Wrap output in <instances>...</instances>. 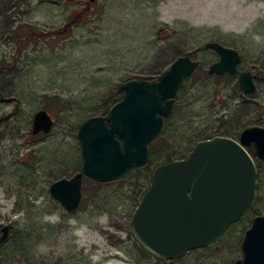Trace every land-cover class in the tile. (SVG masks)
<instances>
[{
    "label": "rangeland",
    "instance_id": "rangeland-1",
    "mask_svg": "<svg viewBox=\"0 0 264 264\" xmlns=\"http://www.w3.org/2000/svg\"><path fill=\"white\" fill-rule=\"evenodd\" d=\"M86 1L0 0V223L13 226L0 264H234L252 218L264 215V160L253 205L216 242L160 263L141 257L130 227L145 170L100 188L83 177L73 212L48 186L79 170L78 126L104 115L121 82L155 79L180 55L199 61L203 74L219 59L209 41L238 51L237 70L252 73L255 89L237 91L236 76L215 94L210 79L190 77L171 123L185 135L237 121L264 127V0ZM38 109L54 119L48 134H31Z\"/></svg>",
    "mask_w": 264,
    "mask_h": 264
},
{
    "label": "water",
    "instance_id": "water-1",
    "mask_svg": "<svg viewBox=\"0 0 264 264\" xmlns=\"http://www.w3.org/2000/svg\"><path fill=\"white\" fill-rule=\"evenodd\" d=\"M204 47L219 56L208 67L209 74L237 73V50L216 41L206 42ZM197 66V60L180 55L154 80L130 78L121 82L116 89L120 99L108 112L89 116L79 124L80 171L52 181L50 197L73 212L82 198L83 177L112 182L132 168L147 165L149 144L161 134L180 85ZM237 81L245 93L255 89L249 70L240 71ZM53 126L47 110L34 112L32 135L48 134ZM249 146L257 159H264V127H245L238 139L215 135L198 140L183 158L156 165L130 218L136 238L164 260L216 242L255 201L257 167L246 149ZM12 227L0 223V246ZM241 254L234 264H264L263 214L254 216L245 230Z\"/></svg>",
    "mask_w": 264,
    "mask_h": 264
},
{
    "label": "trees",
    "instance_id": "trees-1",
    "mask_svg": "<svg viewBox=\"0 0 264 264\" xmlns=\"http://www.w3.org/2000/svg\"><path fill=\"white\" fill-rule=\"evenodd\" d=\"M19 50H20V48H19ZM17 54H18V52H17ZM200 67L201 66L199 64L196 67L194 73L191 74L190 76L186 77L184 80H187L190 77L197 78L198 76H200L202 74V71H200ZM160 73H162V72H160ZM200 77H202V78L205 77V78L211 80V83H212V85H214L213 87L215 88V94L218 93V91H219L218 86L220 87V90L225 88L224 85L220 86L221 82L226 83V81H228L232 78V76H230L228 74L210 75L208 73V71L203 72V74ZM145 79H149V78H145ZM149 80H154V78L149 79ZM234 87L237 91L240 92V88H239V85L237 82L234 83ZM179 91H181V86H180ZM116 96H117V94L115 92L112 96L109 97L110 99L108 98L105 101H103V108L104 109L102 111V114H106L108 112L109 108L116 101H118L120 99V97L116 98ZM178 96H179V92L177 93V95L174 98V106L178 101L177 100ZM175 108L176 109L173 111L174 114L177 111V105ZM174 114H171V116L169 118L165 119L164 127H163L161 134L154 141H152L149 144V161H148L147 165H145V167L132 168L125 175V176L129 175V172H131L133 170L136 172H143L144 170L146 171V174H144V176L142 177L144 179V181L138 182L137 185H135L134 194H133V200L135 202V207H136L141 195L143 194V192L147 188L146 184L149 185L153 168L156 165H158L160 163L168 162V161H171L174 159L183 158L186 155V153L190 150V148L194 145V143L197 142L198 140L211 138L215 135L237 138V136L239 134L238 130H240L243 127V126H240L238 121H237L234 126L223 128L224 130L220 128L221 127L220 125H218L215 128H209L207 130V132H203V133L198 132V133L189 134V135L179 134L181 132L182 128L176 127L171 123V119L174 118ZM98 115H101V114H98ZM220 129L223 131H221ZM172 133H175V134H172ZM39 135H44V134L39 133ZM163 141H166L165 145H161L163 143ZM247 150L253 157H255L251 147L247 148ZM254 159H256V158H254ZM260 163L261 162L257 161V159H256V167H258V165ZM146 169H148V171ZM79 171H80V168L77 172H79ZM121 179H119L117 181L105 182V183H100V182H95V181L90 180V181H88V183H92L96 187L100 188L103 185H111L115 182L121 181ZM144 187H146V188H144ZM138 243L140 244V255L144 260H147L150 262H152V260H155V262H159V263L164 261V259H162V258L156 256L155 254H153L152 252H150L142 243H140V242H138ZM160 264H166V263H160Z\"/></svg>",
    "mask_w": 264,
    "mask_h": 264
},
{
    "label": "flooded vegetation",
    "instance_id": "flooded-vegetation-1",
    "mask_svg": "<svg viewBox=\"0 0 264 264\" xmlns=\"http://www.w3.org/2000/svg\"><path fill=\"white\" fill-rule=\"evenodd\" d=\"M86 2H87V1H86ZM214 62H215V61H214ZM199 64H200V62L198 61V65H199ZM211 64H212V63H211ZM211 64H210V65H211ZM239 72H240V71L237 70V73H236V74H234V75H230V76H232V77H236V76H238V73H239ZM225 74H227V73H225ZM225 74H223V75H225ZM210 75H211V74H210ZM212 75H213V74H212ZM241 90H242V89H241ZM242 91H243V90H242ZM243 92H244V91H243ZM173 107H174V105H173ZM171 114H172V113H171ZM170 116H171V115H170ZM170 116H169V117H170ZM252 126H260V125H252ZM247 127H249V126H247ZM260 127H263V126H260ZM244 128H245V127H244ZM242 129H243V128H242ZM242 129H241V130H242ZM238 136H239V135H238ZM234 139H236V138H234ZM249 147L252 148V146H249ZM249 147H247V148H249ZM247 148H246V149H247ZM252 150H253V149H252ZM247 151H248V150H247ZM254 156H255V155H254ZM252 157H253V156H252ZM254 158H256V157H253V159H254ZM256 159H257V158H256ZM256 159H254L255 163H256ZM263 160H264V159H263ZM257 161H261V160L257 159ZM82 181H83V180H82ZM147 187H148V186H147ZM252 205H253V204H252ZM252 205H251V206H252ZM251 206H250V207H251ZM247 209H248V208H247ZM258 215H259V214H258ZM252 219H253V218H252ZM250 224H251V223H250ZM9 233H10V232H9ZM243 235H244V234H243ZM6 241H7V240H6ZM2 244H3V243H2ZM240 247H241V246H240ZM237 260H238V259H237ZM235 261H236V260H235ZM234 263H235V262H234Z\"/></svg>",
    "mask_w": 264,
    "mask_h": 264
}]
</instances>
